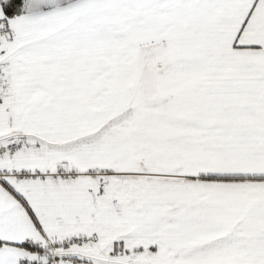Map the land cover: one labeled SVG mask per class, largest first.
<instances>
[{"label": "snow or ice", "instance_id": "6c2138e0", "mask_svg": "<svg viewBox=\"0 0 264 264\" xmlns=\"http://www.w3.org/2000/svg\"><path fill=\"white\" fill-rule=\"evenodd\" d=\"M0 264H264V0H0Z\"/></svg>", "mask_w": 264, "mask_h": 264}]
</instances>
